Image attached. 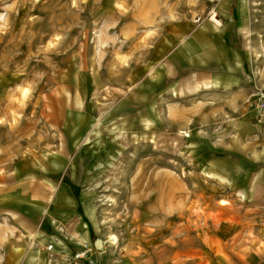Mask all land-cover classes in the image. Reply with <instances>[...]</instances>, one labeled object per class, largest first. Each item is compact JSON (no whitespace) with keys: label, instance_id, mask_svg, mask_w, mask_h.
I'll use <instances>...</instances> for the list:
<instances>
[{"label":"rangeland","instance_id":"obj_1","mask_svg":"<svg viewBox=\"0 0 264 264\" xmlns=\"http://www.w3.org/2000/svg\"><path fill=\"white\" fill-rule=\"evenodd\" d=\"M221 1L0 0L1 138L15 132L18 153L24 145L51 142V131L57 125L60 129L61 123L47 122L40 114L57 117L52 101H65L66 120L74 115V122L65 123L66 130L86 133L89 119L92 131L108 138L112 154L93 188L97 238L116 258L122 242L138 231L147 246L157 236L168 235L174 224L200 223V218H190L192 209L201 211L200 202H191L201 188L191 185L190 179V173L198 171L199 159L191 154L185 135L191 128L200 134L210 125L214 130L226 126L218 120L224 106L216 101H185L197 94L173 93L169 81L159 91L153 72L164 66L155 52L168 20L190 21L194 26L201 17L217 23L215 18H223ZM238 3L234 0L233 7ZM242 6L245 23L238 33L261 84L264 0H242ZM138 68L144 69L139 81L147 88L145 99L153 98L155 89L157 101L129 100L137 87L132 72ZM172 97L181 101H169ZM78 100L87 101L86 107H74L72 102ZM40 101L49 105L42 107ZM84 108V116L75 118ZM225 108L233 113V107ZM31 115L32 120L27 118ZM175 208L178 216L167 217ZM7 210L0 206L2 245L17 240L24 225L16 223L18 218L12 220Z\"/></svg>","mask_w":264,"mask_h":264},{"label":"crops","instance_id":"obj_2","mask_svg":"<svg viewBox=\"0 0 264 264\" xmlns=\"http://www.w3.org/2000/svg\"><path fill=\"white\" fill-rule=\"evenodd\" d=\"M233 5L234 0L221 1L223 18H215L218 24L207 18L193 26L170 18L155 52L164 65L153 72L155 88L161 91L169 81L173 93L197 94L185 101L224 106L218 120L226 126L214 130L210 125L200 134L191 128L185 135L191 154L199 159L198 171L190 173V179L201 189L191 202H200L204 213L192 209L190 218H200V223L174 224L168 235L157 236L147 246L138 231L122 242L118 258L113 256L97 238L93 188L113 148L108 138L92 131L88 117L91 127L86 133L66 130L65 123L74 122V115L66 120L65 101H52L57 117L40 114L47 122L61 123L60 129L57 125L51 131V142L24 145L18 153L15 132L8 131L3 139L0 132V206L8 209L12 220L18 218L16 223L24 224L17 240L0 244L4 250L0 264H264V124L254 122L248 103L264 83H257L253 57L240 41L238 27L245 23L242 0L236 8ZM132 74L137 87L129 100L157 101L155 89L153 98L144 97L147 88L139 81L144 69ZM86 104L72 102L74 107ZM225 106L233 107V113ZM78 112L75 118L80 119L86 111ZM175 211L167 217L178 216ZM48 244L53 245L52 252L47 251ZM84 252L86 257L75 259Z\"/></svg>","mask_w":264,"mask_h":264},{"label":"built area","instance_id":"obj_3","mask_svg":"<svg viewBox=\"0 0 264 264\" xmlns=\"http://www.w3.org/2000/svg\"><path fill=\"white\" fill-rule=\"evenodd\" d=\"M202 20L201 17H198L196 19V22H200ZM249 107H251L253 118L256 123L264 124V88L257 89L250 97L249 101ZM46 249L48 251L53 250V245L49 244L47 245ZM75 259H81L86 257V252L84 253H78L75 256ZM69 257H66V260H68Z\"/></svg>","mask_w":264,"mask_h":264},{"label":"bare ground","instance_id":"obj_4","mask_svg":"<svg viewBox=\"0 0 264 264\" xmlns=\"http://www.w3.org/2000/svg\"><path fill=\"white\" fill-rule=\"evenodd\" d=\"M116 239H117V237L116 236H114Z\"/></svg>","mask_w":264,"mask_h":264}]
</instances>
